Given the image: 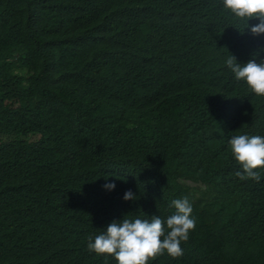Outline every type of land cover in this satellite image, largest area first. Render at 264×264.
I'll use <instances>...</instances> for the list:
<instances>
[{"label": "trees", "instance_id": "trees-1", "mask_svg": "<svg viewBox=\"0 0 264 264\" xmlns=\"http://www.w3.org/2000/svg\"><path fill=\"white\" fill-rule=\"evenodd\" d=\"M258 22L222 0H0V264H118L87 238L185 196L183 255L149 264H264V169L240 180L228 147L264 136V97L225 63L264 59Z\"/></svg>", "mask_w": 264, "mask_h": 264}, {"label": "clouds", "instance_id": "clouds-1", "mask_svg": "<svg viewBox=\"0 0 264 264\" xmlns=\"http://www.w3.org/2000/svg\"><path fill=\"white\" fill-rule=\"evenodd\" d=\"M222 3L234 19L245 24V28L249 20L259 21L249 29L253 36L264 34V0H222ZM225 63L237 81H243L254 95L264 97V59L257 63L253 58L241 65L235 56L229 55ZM228 147L241 169L235 175L240 180L259 182L261 175L257 169H264V136H232ZM104 187L113 190L115 184L108 183ZM123 199L134 200L136 197L128 190ZM171 207L175 212L166 219L152 215L150 219L124 216L120 221L113 220L100 234L87 238L88 251L103 255L105 261L112 257L118 264H149L165 252L173 259L181 257V244L189 239L196 222L191 218L193 207L187 196L174 199Z\"/></svg>", "mask_w": 264, "mask_h": 264}, {"label": "rangeland", "instance_id": "rangeland-1", "mask_svg": "<svg viewBox=\"0 0 264 264\" xmlns=\"http://www.w3.org/2000/svg\"><path fill=\"white\" fill-rule=\"evenodd\" d=\"M5 140H7V139H5ZM32 141H35V138H32ZM186 185H188V186H190V187H192V188H196V187H197L196 185L188 184V183H186ZM198 188H201V187H198ZM198 188H197V189H198Z\"/></svg>", "mask_w": 264, "mask_h": 264}]
</instances>
